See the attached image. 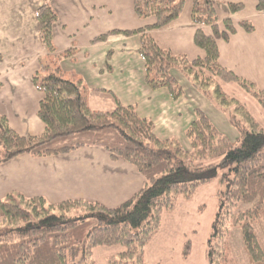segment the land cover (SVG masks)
Here are the masks:
<instances>
[{"label": "trees", "instance_id": "obj_1", "mask_svg": "<svg viewBox=\"0 0 264 264\" xmlns=\"http://www.w3.org/2000/svg\"><path fill=\"white\" fill-rule=\"evenodd\" d=\"M51 0L36 11L41 39L49 54L56 51L53 27L58 16ZM186 0H133L139 18L154 17L155 23L138 30H112L92 39L106 41L113 35L141 34L139 54L151 90L166 89L173 100L184 91L173 76L179 70L204 97L215 101L237 132L231 140L197 109L185 131L189 148L174 138L161 139L154 123L139 116L133 106L116 100L110 111L92 110L86 102L82 81L63 77L60 67L42 63L33 82L42 93L37 115L45 130L40 135H21L0 115V165L20 155L48 157L87 146H101L113 159L133 165L145 179L144 186L116 207L83 200L50 203L44 197L10 193L0 200V219L10 229L0 232V264H97L93 250L100 246H122L110 264H146L145 247L161 227L164 210L172 211L177 198L190 199L203 185L219 179L217 213L207 242L208 264H233L229 260L230 227L240 236L251 263L264 264V246L256 225H264V127L238 99L227 95L222 83H235L250 94L264 110V88L238 76L220 62L218 40L228 42L237 32L231 19L219 21L215 0H192L191 18L198 26L194 42L205 52L190 60L163 49L149 34L175 21ZM231 13L244 9L242 3H228ZM256 9L264 12V0ZM208 26L207 35L202 27ZM255 31L250 21L238 25ZM73 51L64 53V57ZM88 208L82 216H71L74 206ZM249 205L242 209L241 206ZM191 242L182 256L190 254Z\"/></svg>", "mask_w": 264, "mask_h": 264}, {"label": "crops", "instance_id": "obj_2", "mask_svg": "<svg viewBox=\"0 0 264 264\" xmlns=\"http://www.w3.org/2000/svg\"><path fill=\"white\" fill-rule=\"evenodd\" d=\"M46 1L0 0V115L8 118L17 133L40 135L45 130L37 115L43 96L33 77L42 70V63L53 59L65 79L82 81L92 110L110 111L118 100L151 120L159 138H174L187 147L185 131L199 109L218 130L233 141L237 139L219 105L204 97L180 71H172L184 91L178 100H173L166 89L149 88L139 54L141 34L113 35L91 43L112 30H138L155 23L154 17L139 18L135 14L133 0H51L58 16L53 27V54L42 42L36 16ZM258 1L215 0L214 5L220 22L231 19L237 27L228 42L218 40L220 64L264 88V12L256 9ZM228 3H242L244 9L233 14ZM191 11L192 0H186L175 21L149 34L163 49L193 60L203 58L205 52L195 45L198 26L192 21ZM242 21H250L255 31L245 32L238 26ZM202 28L207 35L212 33L210 27ZM70 50L72 54L64 57ZM231 84L235 83L220 82L227 95L225 89ZM144 183L143 175L133 165L113 159L101 146L48 157L25 154L0 165V200L10 193H21L44 197L50 203L83 200L116 207Z\"/></svg>", "mask_w": 264, "mask_h": 264}, {"label": "rangeland", "instance_id": "obj_3", "mask_svg": "<svg viewBox=\"0 0 264 264\" xmlns=\"http://www.w3.org/2000/svg\"><path fill=\"white\" fill-rule=\"evenodd\" d=\"M186 78L190 81L187 76ZM225 90L229 96L245 104L264 127V110L250 94L235 84L227 86ZM227 134L230 133L227 131ZM185 148H189V143ZM220 188L219 179L216 178L211 183L200 186L190 199L179 196L172 211L164 210L159 231L145 247L146 264H208L207 242L217 213L218 200L216 195ZM248 207L249 205L241 206L242 209ZM87 210L88 208L84 205H78L74 206L68 213L73 217H79L85 215ZM9 225L6 220L0 219V232L10 229L11 226ZM255 230L264 246V225L263 227L256 225ZM230 232V262L233 264H250V258L241 241L240 230L232 226ZM187 241L191 242V250L189 256L184 259L182 250ZM123 250L122 246L96 247L93 250V258L97 264H110V259L118 256Z\"/></svg>", "mask_w": 264, "mask_h": 264}]
</instances>
